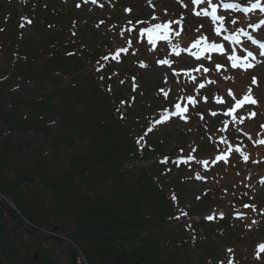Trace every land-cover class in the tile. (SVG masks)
I'll return each instance as SVG.
<instances>
[{"label": "trees", "instance_id": "1", "mask_svg": "<svg viewBox=\"0 0 264 264\" xmlns=\"http://www.w3.org/2000/svg\"><path fill=\"white\" fill-rule=\"evenodd\" d=\"M7 1L0 7V82L10 84V96L0 91L1 107H7L1 114L10 133L39 137L41 145L30 153L32 172L16 171L14 179L9 169L22 161L24 147L2 151L0 195L18 211L0 203V264H62V242L39 236L55 227L90 264H194L192 254L213 264L215 230L203 220H182L217 206L210 195L187 202L180 186L193 172L173 163L167 171L159 159L161 139L148 136L151 120L134 121L141 91L131 81L138 74L111 56L127 36L118 30L116 42L96 52L80 35L77 12L63 11L58 0ZM26 25L37 38L23 36ZM56 155L66 157L63 172L54 165Z\"/></svg>", "mask_w": 264, "mask_h": 264}, {"label": "rangeland", "instance_id": "2", "mask_svg": "<svg viewBox=\"0 0 264 264\" xmlns=\"http://www.w3.org/2000/svg\"><path fill=\"white\" fill-rule=\"evenodd\" d=\"M8 2L7 0H0V7L5 3L8 4ZM212 2L219 5L216 0H212ZM58 3L63 11L77 12L76 14L81 18L80 26L84 27L80 30V35L94 47L96 52L106 50L111 44H114L118 30L126 35L130 34V28L134 29L137 34L140 30L139 27L145 26V32L148 33L146 29L151 28H148V26L163 25L172 21L171 37L168 41H156V38H151L152 41H150L147 38L149 43L148 47H145L147 56L140 58L128 54L126 57L128 66H131L135 74L139 75H136L139 88L141 87L140 84H143V87L139 89L141 92L134 97L133 107L139 117L134 121L144 123L152 120L158 111L177 109L182 96H185L188 91L191 92L193 88L201 90V98L204 95L206 99L209 98L208 104L201 103L202 107L197 108V113H192L189 116L183 112L176 118L169 120L163 118V121L158 122V126L151 137L156 136L157 139H161L160 144L163 146V153L159 158H168L169 161L174 159L172 153H179L181 148H188L191 145L193 146L194 143L203 146V152L199 154V158L197 157L198 159L191 163L197 176L185 179L180 189L190 204H195L197 198L209 194L217 206L216 209L223 210L221 213H217L219 215L217 219H222L220 214H225L228 218L227 221L223 222L221 220L222 222L219 223L222 231H218L219 227L216 226L217 238L213 242L216 256L213 264H218L217 261L219 260L223 262L225 260L226 262L228 258L232 257L235 258V264H264V250L258 251V257L256 258V249L253 250L252 247L258 242H264V184L256 179V176L264 170V161L260 160L255 150L260 148L262 155L264 154V147H261L264 144L258 142L264 140V127H262L264 126V55L261 54L263 51L251 39L245 41L244 50H240L236 55L247 57V60H244L245 63H254V67L247 69L232 67L233 62H230L229 58L209 53L206 54L207 57L205 58L207 63H200L188 58L190 51L197 50L195 44L199 43L196 41H199L201 36H207L209 44H213L212 39L218 36L214 25L207 22V20H211V17L194 14L200 12L201 8H205L211 13V8L207 2L194 5L192 0H97L96 2L89 0H58ZM16 5L18 11L22 12L21 3L18 1ZM80 9L83 12H78ZM126 9H131V11H126ZM219 15L225 18L223 23L218 22L220 27L240 35V29H250L254 26L251 32L264 38V28L260 24L264 20L263 15L254 14L247 17L233 15L232 11ZM4 22L1 16L0 27L3 26ZM22 34L25 38H37L33 28L27 25L24 27ZM232 45L230 44V46ZM228 48L230 47H226L225 53L229 52ZM249 51L253 53L252 57H248ZM159 61H167V63H159ZM0 62H2L1 59ZM217 65H220V67L217 68ZM208 66L210 68L207 72L205 68ZM253 77H255L256 83H252ZM5 84L0 82V91H3L9 97L10 84L8 88L5 87ZM201 84L203 87H201ZM249 90L257 103H244L240 107H236L237 101L248 95ZM225 101H227V105L221 108ZM232 108H235V112L245 109L233 125H238L237 128L244 129L245 133H248L250 142L248 143L247 153L252 155V159L246 164L243 157L236 158L235 164L237 163V167L233 164L221 171L220 168L216 169V163L208 162V160H213L214 150L217 152V146L221 143L218 140V135L219 137H225L221 129L225 120L222 112L227 109L229 111ZM6 109L7 107H1L0 100V130H2L0 157L3 150H6V153L10 155V147L14 149L18 144L24 147L20 153L22 161L16 160L17 163L11 164L9 169L10 179H14L17 172H32L30 168H33L36 161L35 156L30 157V153L32 149L36 151L40 147L41 139L36 136L24 137L21 134L10 133L6 129L4 117L1 114ZM253 112L255 116L250 117V113ZM193 115L194 117H192ZM49 122L53 125L52 127L58 125V120L55 118L50 119ZM237 128L232 126L230 133H227L226 136L233 138V134H235L234 136H237V139L243 137ZM223 137L222 139H224ZM4 139L7 140L8 144L4 143ZM214 139H217L216 144L213 143ZM16 140H20L21 143ZM211 141L214 146H212ZM47 156L49 158L53 157L51 151H47ZM63 157L54 156V165L61 167V169L59 168L60 172H63L65 168L66 157L65 155ZM257 160L259 161L257 162ZM170 164L171 161L168 167ZM250 171L252 175L247 178ZM240 181H243L244 185L248 184L247 187L243 188L242 192L239 189L236 191L238 192L237 197H239L237 200L235 195L230 198L228 186L232 191L235 189V185H240ZM239 199L241 203L237 204ZM243 200L249 203L252 202V205H250L251 213L263 216L258 218L256 216L251 218L241 217ZM8 203L12 207L13 203ZM256 207L259 210L255 212ZM261 208L262 211H260ZM216 209L205 211L198 217L199 220L208 217L209 212ZM250 216L251 214L248 215V217ZM236 218L238 219L236 220ZM196 221H198L197 218L185 220V224L188 225ZM223 225L226 227L224 228ZM214 226L215 224L211 225L212 228ZM231 248L234 249L235 253L229 251ZM30 250L32 255L37 253L34 247H31ZM58 256L60 259L58 261H61L62 264L71 262V256L68 254L65 245L59 249ZM191 257L194 264H204L201 256H199V260L196 254H192Z\"/></svg>", "mask_w": 264, "mask_h": 264}, {"label": "snow or ice", "instance_id": "3", "mask_svg": "<svg viewBox=\"0 0 264 264\" xmlns=\"http://www.w3.org/2000/svg\"><path fill=\"white\" fill-rule=\"evenodd\" d=\"M207 2L209 7L211 8V13L208 12L207 9H201L200 12H195L194 14L196 15H211L213 21H217V22H220V23H223L224 21V17L223 16H220L218 15V7L219 5L215 4L212 2V0H192V3L194 5H199L201 3H205ZM222 6L223 8L225 9H236V8H239L240 5L236 4V3H222ZM255 9H259L260 11L264 12V2H262V0H255L254 3L251 4V7H245L243 9L244 12H251ZM126 11H131V9H126ZM28 23H31V21L29 20ZM172 22H169V24H157L155 25L154 27L156 29H164V30H167L169 28V25L171 24ZM179 23V22H177ZM233 23H235V21H233ZM221 29H217V32H219ZM0 31H2V29H0ZM146 31H151L149 29H146ZM245 35H247V33H245ZM226 39H232V40H236L237 43H239V41L236 39L235 36H231V37H226ZM249 39H252L251 37H249ZM253 43H256V41L254 40ZM208 47H210L211 49L213 50H220L222 51L223 50V46L222 45H217L215 43L213 44H210L208 45ZM261 49H264V44H261L260 45ZM123 51V49L121 50ZM262 55H264V52H261ZM69 55H71V53H69ZM253 56V53L251 51L248 52V57H252ZM229 59L233 62L232 63V67H243L245 69L247 68H250V67H254V65H252L251 63H241V60H247V57H239V56H236V55H232L229 57ZM159 63H167V61H159ZM143 66V65H142ZM220 65H217V68H219ZM121 83H123L121 81ZM252 83H256V79L255 77L252 78ZM201 87H203V85H201ZM190 100L192 98H189ZM244 103H249V104H256L257 101L251 96L250 94V90H249V94L248 95H245L243 97L242 100H239L237 101V105L236 107H240L241 105H243ZM177 107H179V105H177ZM230 113L232 112H235V108H232L229 110ZM252 116H255V113H250V117ZM264 127V126H262ZM259 143L261 144H264V140H260L258 141ZM217 159H226V157H217ZM245 159H247V157H245ZM165 162H166V159H165ZM245 207H249V205H245ZM222 215V214H221ZM209 219H211V217H208ZM262 247V250H264V246H261ZM231 251V250H229Z\"/></svg>", "mask_w": 264, "mask_h": 264}, {"label": "water", "instance_id": "4", "mask_svg": "<svg viewBox=\"0 0 264 264\" xmlns=\"http://www.w3.org/2000/svg\"><path fill=\"white\" fill-rule=\"evenodd\" d=\"M238 1H241V0H238ZM8 221L11 223V224H13V222L11 221V220H9L8 219ZM55 230H57V228H55ZM54 239H57V240H59V241H62V242H64L66 245H67V247H68V249L70 250V252H71V255H72V264H77L76 263V253H75V251L72 249V247L62 238V237H54ZM36 256V259L38 260V256H37V254L35 255Z\"/></svg>", "mask_w": 264, "mask_h": 264}, {"label": "built area", "instance_id": "5", "mask_svg": "<svg viewBox=\"0 0 264 264\" xmlns=\"http://www.w3.org/2000/svg\"><path fill=\"white\" fill-rule=\"evenodd\" d=\"M82 262V264H83V261H81Z\"/></svg>", "mask_w": 264, "mask_h": 264}]
</instances>
